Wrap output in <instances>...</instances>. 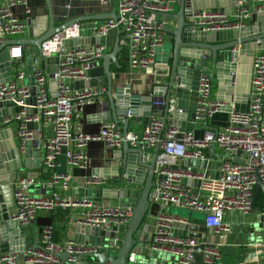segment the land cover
Wrapping results in <instances>:
<instances>
[{
	"label": "built area",
	"instance_id": "built-area-1",
	"mask_svg": "<svg viewBox=\"0 0 264 264\" xmlns=\"http://www.w3.org/2000/svg\"><path fill=\"white\" fill-rule=\"evenodd\" d=\"M31 1L0 0V44L10 36L23 35L28 31L32 19ZM64 1L65 8H69L71 0ZM82 1L115 7L116 19L104 20L100 27L95 28L94 35L107 38L111 31L121 30L119 43L127 49L130 74L134 69H152L155 72L156 56L165 39L161 17L157 13L173 12L179 0ZM255 1L257 5L253 11L242 3L234 18L215 8L193 9L190 18L201 31L240 28L246 20L251 21L255 13L264 10V0ZM18 7L22 8V15L16 11ZM80 29L81 23L76 22L44 40L38 54L28 63V72L23 70L24 57L20 49L17 53L12 49L11 78L0 84V102L11 101L22 108L4 116L1 125L7 127L11 123L16 124L15 139L21 154L36 134L34 148L41 156L43 170L51 171L41 183L42 187L52 188L50 195L30 193L29 186L34 184V179L22 176V171L14 179V208L9 219L25 227L35 224L40 210L56 207L72 210L71 225H89L104 230L127 224L132 215L131 206L106 205L55 192L56 189L69 191L75 169L84 173L82 182L86 187H107L109 180L106 176L90 172L89 145L100 142L106 150L113 151L119 149L123 142L121 130L112 121H100L95 132L85 130V110L101 100L105 95V86L70 89L66 84L89 79L87 72L109 50L105 41L88 47L77 43L68 47L65 53H60L63 41L81 38ZM55 55H58L56 70L46 73L41 68V60ZM249 67L250 88L246 109H232L231 106L227 122L217 130L208 124V120L223 112L225 102L211 98L212 80L208 74H202L192 129L181 131L173 123L176 108L171 100L163 130L161 118L152 115L140 133L126 134V140L132 146L147 143L154 148L159 144L156 179L149 200L159 204L160 209L148 248L170 254L174 264H194V253L200 254L203 263L216 264L225 249L230 248L226 237L231 232L233 221H227L225 217L237 216L240 219L237 222L245 223V219L255 211L252 207L254 185L260 181L264 186L263 49L255 50ZM26 78L30 79V83H25ZM31 86L35 89L32 104L26 103L31 97ZM28 108H34L35 112L28 113ZM177 111L184 112L182 109ZM31 123L36 125L32 127ZM47 127L52 128V134L44 138ZM211 147L212 153L209 151ZM237 154L239 160L234 158ZM60 155L65 157L66 172L57 170ZM184 159L205 161L206 165L204 168L182 165ZM212 161L217 162L216 167L209 166ZM184 180L191 182L186 184ZM194 181H198L197 186L192 183ZM170 206L201 212L203 227L212 229V234L204 237L173 234L172 223L186 221L169 214ZM258 217L259 222L264 224V209L259 211ZM213 235L218 237L216 243L211 241ZM259 246L254 247L255 251H260ZM98 250L99 246L78 243L72 237L55 241L52 226L45 225L34 246L3 253L0 264H101L88 260V257L83 259L84 255ZM63 252L67 253L66 259L60 257ZM130 261H133V256H130Z\"/></svg>",
	"mask_w": 264,
	"mask_h": 264
},
{
	"label": "water",
	"instance_id": "water-1",
	"mask_svg": "<svg viewBox=\"0 0 264 264\" xmlns=\"http://www.w3.org/2000/svg\"><path fill=\"white\" fill-rule=\"evenodd\" d=\"M48 13L38 18H32V39L5 40L0 44V84L8 82L11 78L10 57L13 50L10 45L19 43L28 46L27 60L31 63L32 58L38 54L41 43L53 34L71 26L76 22L81 23V38L66 40L62 43L60 53H65L68 47L76 45H96L106 41L105 36L94 35L95 28L101 26L106 19H116L115 7L109 13H95L82 15L55 24L51 11L50 0H46ZM238 5V0H179L177 11L157 13L161 17V26L164 35L170 40L166 61L167 74L160 79H153L156 87L150 95L139 96L131 94L128 87L113 86L111 64H117L118 53L123 49L119 43L121 30H115V39L110 51L101 56L99 61L87 72L89 79L66 83L70 89L86 86H105L106 101L101 104V111L95 115L97 121L108 120L121 126L123 142L119 149L111 151L105 157L103 165L94 171L115 179L107 187H86L83 182L71 183L70 196L84 197L87 200L102 202L106 205L131 206L132 215L127 224L112 226L109 229L75 224L73 226V239L78 243L99 246L96 253L83 256L92 261L104 264H160L162 255L148 248L150 236L156 224V215L160 209L159 204L151 203L149 193L154 186L156 157L159 144L150 150L147 143L132 146L126 140L129 122L135 118L140 122L144 117L160 116L162 130L164 129L170 101H174L176 108L173 113V123L181 130L192 129L194 126V110L198 98L199 78L202 74H208L212 81L218 83V100L225 102L223 111L228 112L232 103L245 101L249 92L250 74L246 78L237 75L238 67L242 64L251 63L255 50H264V10L254 14L253 19L240 28L201 31L191 21L190 15L193 9L215 8L229 15L233 7ZM173 20L174 24L168 25ZM47 62H54L51 69L46 68ZM58 55L41 60V68L52 73L56 70ZM118 65V64H117ZM240 84V85H239ZM242 90V96L238 91ZM31 97L26 103H34V87H30ZM224 93L228 97H224ZM233 94V95H232ZM161 104H155V103ZM22 108L11 101L0 102V256L8 251H22L26 249V227L18 221L9 219L12 212L14 179L19 171L25 166L39 168V153L34 146L37 143V135L27 143V148L21 154L18 150L17 140L11 127L1 125L2 118L11 113H16ZM177 109L184 112L179 113ZM28 113L35 109H27ZM183 117L187 123H183ZM205 122H207L205 120ZM36 124L31 123L30 126ZM217 130V128H214ZM5 137H9L5 141ZM160 138V136H159ZM210 148V153H212ZM26 158V159H25ZM32 158H35L32 160ZM239 160L238 154L234 157ZM184 165L195 168H204L205 161L184 159ZM210 167H216L217 162L209 163ZM30 177V176H29ZM191 181L184 180V183ZM195 186L198 181L192 182ZM51 187L30 185L29 192L38 194L45 191L51 192ZM196 187L194 191L196 192ZM259 194L264 198V186L257 181L252 191V207L256 206ZM264 205V203H263ZM184 223H172V233L176 235H189L204 237L211 235L212 229L203 227V219L199 217L183 218ZM218 237L211 236V241L216 243ZM254 254V253H252ZM161 257H159V256ZM133 256V261H130ZM253 256V255H251ZM62 259H66L67 253H60ZM194 264L203 263L200 254H193Z\"/></svg>",
	"mask_w": 264,
	"mask_h": 264
},
{
	"label": "crops",
	"instance_id": "crops-1",
	"mask_svg": "<svg viewBox=\"0 0 264 264\" xmlns=\"http://www.w3.org/2000/svg\"><path fill=\"white\" fill-rule=\"evenodd\" d=\"M51 3V11L54 18V23L59 25L68 21L69 19L79 17L82 15H90L95 13H109L113 9V5L111 4H100L97 2H88L82 0H71L69 2L70 7L65 8V1L64 0H50ZM246 6L249 10L253 11V8L256 7L257 2L255 0H238V5L233 7L230 11L229 16L234 18L235 14L242 6ZM178 4L175 6V10L177 11ZM222 10V9H220ZM19 15H22V8L18 7L16 9ZM48 13V7L46 0H33L31 1V15L32 18H38L41 15ZM254 17V15H253ZM250 21L246 20L244 25H247ZM174 24L173 20L168 21V25ZM32 26L29 27L28 31H26L23 35H13L7 38L10 40H17V39H32L33 31ZM115 39V31H111L110 34L106 38V42L108 44L109 50L112 48ZM170 37L165 35L164 45L161 49H159L157 56H156V63L155 72L150 70L144 69H134L132 73H129V62H128V52L127 49L123 48L117 56L118 65L111 64V74L113 79V86L115 87H128L131 94L143 96L150 95L152 93V89L155 86L153 79H160V76H164L167 74V66L166 61L168 56L166 53L168 52L169 46H167ZM10 49H13L15 53L18 52L20 49L21 53L24 57V67L23 70L25 72L29 71L28 68V60H27V49L28 46L25 45L24 47L21 46L19 43L15 45H10ZM250 63H246L245 65H240L237 70V75L239 77L246 78L248 75V68ZM47 69H51L55 66L54 62H47L46 64ZM118 69H121L118 71ZM47 73V72H46ZM25 83H30V79H25ZM218 83L216 80L212 81L211 87V98L218 99ZM240 85V84H239ZM239 96H242V90L238 91ZM233 95V94H232ZM224 97H228V94L224 93ZM107 98L104 95L101 100L94 105L88 106L85 110V130L87 132H95L98 129L100 121H97V115L101 111V104L103 101H106ZM247 100V99H246ZM238 101L237 103H233L232 109H246L247 101ZM229 112V111H228ZM228 112H221L214 115L211 119L208 120V124L211 127L220 128L223 126L228 119ZM161 118L160 116H156ZM150 117H144L140 122H137L135 118H131L129 122L128 132L133 133H140L143 130V127L149 122ZM183 123H187L186 119L183 117ZM15 125V127L13 126ZM8 128L11 127L13 130V135L15 138V130L16 124L11 123ZM121 130V126H118ZM52 134V128L47 127L44 129V138L50 136ZM9 137H5V141H7ZM42 141L43 139L40 138ZM150 150H153V147H150ZM111 153L110 150H106L100 142H93L89 145V155L91 158V168L90 172L96 171V169L100 168L103 165V159L109 156ZM26 159V158H25ZM35 158H32V160ZM39 163L41 164V156L38 157ZM59 167L57 170L59 172H66L68 171L65 157L64 155H60L58 157ZM184 165V162H182ZM51 174L50 170H43L42 165L39 168L35 167H26L25 161L23 163L22 168V176L25 177H33L34 184L33 185H40L43 183L48 176ZM84 173L79 170H73V177L72 182H82L83 181ZM107 177V176H106ZM108 178V185H111L115 182V179L112 177ZM71 182V183H72ZM107 185V186H108ZM55 192L63 193L65 195H70L69 191H63L60 189H56ZM33 194V193H32ZM50 195V192L45 191L44 193L39 192L38 194L33 195ZM264 198L262 194H259L256 200V206L254 207L255 211L251 213L246 219L245 223L237 222L240 220L237 216H227L225 220L233 221V227L231 232L227 235L226 241L230 245V248L225 249L224 254L222 255L221 259L217 261L216 264H264V224L259 222L258 213L264 209ZM72 210L69 208L64 207H56L54 209L49 210H40L37 213L36 221L33 226H26V247L34 246L36 241H39L41 236L42 228L45 223L41 222V219L45 218L50 214L55 215V220L53 221V239L55 241H62L66 237L73 238V226L72 218H71ZM237 220V221H236ZM235 221V222H234ZM73 224V223H72ZM257 244H261L260 246ZM260 247V251H255L254 247ZM254 253V254H252ZM161 263L160 264H174V258L168 253H160ZM253 255V256H251ZM88 260L92 261L90 258Z\"/></svg>",
	"mask_w": 264,
	"mask_h": 264
},
{
	"label": "rangeland",
	"instance_id": "rangeland-1",
	"mask_svg": "<svg viewBox=\"0 0 264 264\" xmlns=\"http://www.w3.org/2000/svg\"><path fill=\"white\" fill-rule=\"evenodd\" d=\"M15 127V125L13 124ZM171 215H177L181 218L189 217V215L193 217L203 218V214L198 211H191L186 207H179V206H170L167 211Z\"/></svg>",
	"mask_w": 264,
	"mask_h": 264
},
{
	"label": "trees",
	"instance_id": "trees-1",
	"mask_svg": "<svg viewBox=\"0 0 264 264\" xmlns=\"http://www.w3.org/2000/svg\"><path fill=\"white\" fill-rule=\"evenodd\" d=\"M121 69H118V71H120ZM55 220V215L50 214L48 216H46L45 218L41 219V222L45 223V225H51L53 227V221ZM44 225V226H45ZM43 226V227H44Z\"/></svg>",
	"mask_w": 264,
	"mask_h": 264
}]
</instances>
